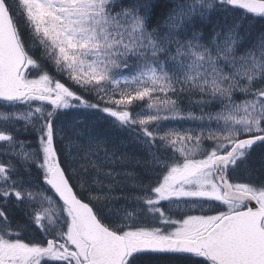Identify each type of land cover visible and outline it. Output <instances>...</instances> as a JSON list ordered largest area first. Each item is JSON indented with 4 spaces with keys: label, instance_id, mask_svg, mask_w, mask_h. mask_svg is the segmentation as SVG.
I'll list each match as a JSON object with an SVG mask.
<instances>
[{
    "label": "snow or ice",
    "instance_id": "snow-or-ice-1",
    "mask_svg": "<svg viewBox=\"0 0 264 264\" xmlns=\"http://www.w3.org/2000/svg\"><path fill=\"white\" fill-rule=\"evenodd\" d=\"M0 264H264V0H0Z\"/></svg>",
    "mask_w": 264,
    "mask_h": 264
}]
</instances>
